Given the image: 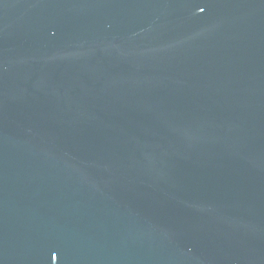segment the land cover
<instances>
[{
  "label": "water",
  "instance_id": "water-1",
  "mask_svg": "<svg viewBox=\"0 0 264 264\" xmlns=\"http://www.w3.org/2000/svg\"><path fill=\"white\" fill-rule=\"evenodd\" d=\"M0 264H264V0H0Z\"/></svg>",
  "mask_w": 264,
  "mask_h": 264
}]
</instances>
